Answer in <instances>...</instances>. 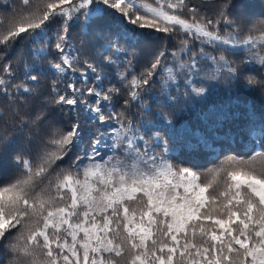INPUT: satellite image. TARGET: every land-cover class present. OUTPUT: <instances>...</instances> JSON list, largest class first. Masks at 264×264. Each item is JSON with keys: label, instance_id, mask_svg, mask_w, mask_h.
I'll list each match as a JSON object with an SVG mask.
<instances>
[{"label": "snow or ice", "instance_id": "obj_1", "mask_svg": "<svg viewBox=\"0 0 264 264\" xmlns=\"http://www.w3.org/2000/svg\"><path fill=\"white\" fill-rule=\"evenodd\" d=\"M237 7L238 0H219L210 17L188 0H22L20 9L0 22V95L16 109L20 130L35 131L38 139L34 155H15L16 171L0 177V264H264V122L250 119L246 125L251 155H229L207 170L211 180L202 179L207 173L173 163L158 131L150 143V122L136 124L127 109L150 112L142 93L158 70L162 86L187 74L185 86L203 96L207 89L197 87L193 76L200 72L197 56H205L204 50L185 60L188 40H182L172 53L174 66L162 64L160 52L139 76L130 71V61L117 63L121 42L131 39L116 26L119 16L125 26L182 32L217 48L219 56L207 55L217 72L239 76L225 55L238 50L264 67V19L245 27L233 15ZM107 17L113 24L101 27ZM72 24L107 41L105 50L112 55L102 62L117 65L125 93L120 111H113V97L121 88H104L99 66L81 61L70 43ZM23 35L35 47L20 77L5 49ZM46 72L68 81L61 92L53 80L48 101L77 111L67 129L57 126L47 103L20 111L29 97L39 95ZM247 83L264 87V80L253 77ZM81 108L87 123L116 125L108 128L112 155L107 158L99 151L101 139L92 140L91 151L74 152L83 140ZM5 139L0 136V142ZM69 153L74 158L67 166L58 163Z\"/></svg>", "mask_w": 264, "mask_h": 264}, {"label": "trees", "instance_id": "obj_2", "mask_svg": "<svg viewBox=\"0 0 264 264\" xmlns=\"http://www.w3.org/2000/svg\"><path fill=\"white\" fill-rule=\"evenodd\" d=\"M189 5L198 7L207 16H213L219 0H188ZM22 0H0V22H7V18L13 10L20 9ZM239 7L233 10V15L238 16L245 27H250L259 19H264V0H238ZM184 16L190 14L185 9ZM116 26L122 31L127 30L130 41L121 42L122 51L119 54L117 63L127 65L131 62V69L139 76L151 65L155 57L164 52L162 64L174 66L172 53L178 51L182 40H188V51L183 54L187 60L193 53L204 50L205 56H197L200 72L193 76L197 87L203 86L207 89L203 96H195L190 88L185 86L187 74H179L176 82L170 83L167 87L162 86L159 70L154 75L150 84L142 93V99L150 106V112L142 114L141 109L133 106L127 109L129 117L138 125L144 121L150 122L151 130L146 134V139L152 143L153 133L159 132L162 139L168 141V155L175 164L194 167L196 170L207 173L202 179L211 180L212 175L208 169H213L229 155L249 156L253 150V144L245 135L246 125L249 120L264 122V87L259 85L250 86L247 83L248 77L257 81L264 80V67L255 60H247L249 53L236 51L225 53L228 60L233 62L239 71L238 77L230 76L225 70L216 71V66L207 59V55L219 56L220 51L211 45L193 40L182 32H157L155 29H140L132 25L120 24V17H115ZM113 24V18L107 17L101 27ZM223 31V25L220 26ZM56 25H50V31L54 34ZM70 43L74 44L80 51L81 61L88 59L99 66L100 74L104 77V88L115 86L121 88L120 94L113 97V111H120L123 107L125 93L123 85L116 78L117 65H106L102 57L112 55L106 51V40L99 38L96 31H81L80 24L70 26ZM35 45L30 39L23 35L21 38L5 49L6 60L13 62L17 75L22 77L24 64L32 63V48ZM223 47V46H221ZM123 71V67L119 69ZM90 77L92 76L89 73ZM53 80H57V87L61 92L65 90L66 79H59L51 72L42 74L39 80L37 97H29L28 107L21 109V112H31L41 103H47L51 117L57 122V126L67 129L77 120V111L70 110L67 106L61 110L60 106L48 103L51 99V88ZM94 81L90 80L89 86ZM89 102L94 98L85 96ZM79 119L82 122L83 140L79 149L91 151L93 139H101L99 151L101 156L107 158L112 155L111 139L108 128L116 126L113 123L101 126L85 122L86 115L83 109H79ZM207 117V118H206ZM166 118V119H165ZM171 121L169 124L167 121ZM155 125V127H152ZM103 134V135H101ZM43 135V132H40ZM0 136H6L0 142V177H7L16 171L14 157L17 154L34 155L35 146L38 143L35 131L28 129L20 130L16 117V109L9 101L0 95ZM163 143L161 142V148ZM161 148H155L160 151ZM31 150V153L30 151ZM259 150V145H257ZM74 158L73 153L61 162L67 166L70 159ZM99 158V157H98Z\"/></svg>", "mask_w": 264, "mask_h": 264}]
</instances>
